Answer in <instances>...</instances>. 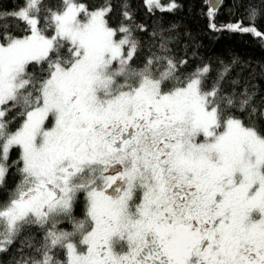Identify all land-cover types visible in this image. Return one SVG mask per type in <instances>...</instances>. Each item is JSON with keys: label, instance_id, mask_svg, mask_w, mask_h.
Masks as SVG:
<instances>
[{"label": "snow or ice", "instance_id": "1", "mask_svg": "<svg viewBox=\"0 0 264 264\" xmlns=\"http://www.w3.org/2000/svg\"><path fill=\"white\" fill-rule=\"evenodd\" d=\"M206 4L211 30L264 40V8L218 27L220 0ZM137 16L129 0L0 11L9 264H264V81L238 76L239 58L189 68L175 26Z\"/></svg>", "mask_w": 264, "mask_h": 264}, {"label": "trees", "instance_id": "2", "mask_svg": "<svg viewBox=\"0 0 264 264\" xmlns=\"http://www.w3.org/2000/svg\"><path fill=\"white\" fill-rule=\"evenodd\" d=\"M17 0H0V11L10 10ZM98 0H89L96 3ZM119 11V0H113ZM133 11L138 13V20L146 24H157L161 20L165 24L174 25L177 36L182 38L183 43L177 49V55H187L189 68L200 62L211 61L215 67L219 61H229L231 58H239L242 63L236 68L238 76L245 80L254 79L258 86L264 81V40L257 39L249 34L230 32L226 30L213 31L208 27L206 0H177L181 7L174 14L159 12L150 16L144 6V0H129ZM250 8L261 9L264 5L261 0H220L219 9L215 17L218 27L235 24L242 21L245 26L249 24L248 11ZM256 26L264 31V19L257 18ZM254 70V73H252ZM12 158H16L13 150ZM19 183V175L15 169H11L6 177L3 188H0V197L11 191ZM79 215V210L77 211ZM0 261L9 264L7 256L0 257Z\"/></svg>", "mask_w": 264, "mask_h": 264}, {"label": "flooded vegetation", "instance_id": "3", "mask_svg": "<svg viewBox=\"0 0 264 264\" xmlns=\"http://www.w3.org/2000/svg\"><path fill=\"white\" fill-rule=\"evenodd\" d=\"M81 208H82V206H81ZM79 214H80V210H79Z\"/></svg>", "mask_w": 264, "mask_h": 264}]
</instances>
